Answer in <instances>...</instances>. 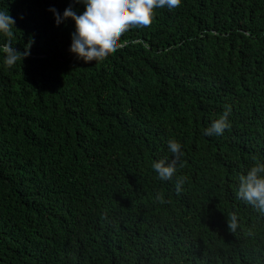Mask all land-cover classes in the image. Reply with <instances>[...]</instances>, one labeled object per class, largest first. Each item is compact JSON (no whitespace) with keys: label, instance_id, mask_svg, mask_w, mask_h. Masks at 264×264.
<instances>
[{"label":"trees","instance_id":"1","mask_svg":"<svg viewBox=\"0 0 264 264\" xmlns=\"http://www.w3.org/2000/svg\"><path fill=\"white\" fill-rule=\"evenodd\" d=\"M69 7L0 0L30 52L8 67L0 48V264H264V213L236 196L264 163V0L157 9L99 62L70 51ZM169 139L183 167L161 181Z\"/></svg>","mask_w":264,"mask_h":264},{"label":"clouds","instance_id":"2","mask_svg":"<svg viewBox=\"0 0 264 264\" xmlns=\"http://www.w3.org/2000/svg\"><path fill=\"white\" fill-rule=\"evenodd\" d=\"M80 2V0H77ZM86 10L77 15L71 7L65 9L63 19L71 18L75 21L76 30L72 34L70 51L78 55L86 62H99L114 53L120 46L121 37L131 28L148 27L152 24L156 10L167 7L169 9L180 6L181 0H83ZM56 15L57 25L62 18L55 9H50ZM15 20L8 11H0V33H3L9 40L0 45L5 54L4 63L8 67L14 66L17 61L30 54L28 50L17 51L11 42L14 33ZM231 108L226 106L222 115L214 120L210 127L204 130L208 136L222 135L226 129L231 127L229 115ZM168 149L173 154L171 161L168 158L153 162L152 168L158 174L161 181L171 180L177 171V166L183 167L181 157L182 145L176 139H169ZM239 187L236 192L238 199H243L248 204L264 213V163L257 162L247 174L239 176ZM186 178L180 177L176 184V191L182 190ZM157 199L164 203L162 195ZM228 229L236 233L239 227L238 217L235 213L227 216Z\"/></svg>","mask_w":264,"mask_h":264}]
</instances>
